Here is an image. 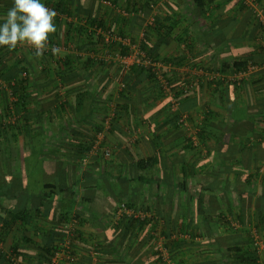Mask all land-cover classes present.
<instances>
[{
	"label": "crops",
	"instance_id": "crops-1",
	"mask_svg": "<svg viewBox=\"0 0 264 264\" xmlns=\"http://www.w3.org/2000/svg\"><path fill=\"white\" fill-rule=\"evenodd\" d=\"M154 1L115 23L127 2L146 0H41L56 12L48 39L68 49L25 59L27 104L16 117L0 107V188L31 195L28 211L42 207L46 184L62 188L55 208L76 231L73 264H167L165 253L173 264H264V68L240 85L234 78L264 64V24L237 0ZM255 1L264 19V0ZM11 5L0 0V21ZM94 18L139 49L157 18L145 47L159 75L115 60L132 50L90 36ZM28 47H0V81L19 76L16 54ZM173 98L201 134L198 147ZM100 132L109 157L89 151ZM31 216L2 248L19 243L21 264H47L44 248L66 242V228Z\"/></svg>",
	"mask_w": 264,
	"mask_h": 264
},
{
	"label": "trees",
	"instance_id": "trees-1",
	"mask_svg": "<svg viewBox=\"0 0 264 264\" xmlns=\"http://www.w3.org/2000/svg\"><path fill=\"white\" fill-rule=\"evenodd\" d=\"M214 0H196V3L198 5H203L205 2H212ZM112 4H114L115 6H117V3L114 1ZM155 4L154 0H146V4L145 6L140 5L137 6L138 3L137 2H127L126 3V8L122 9V11L126 12L127 15L129 16H125L122 13H120L118 19L115 21V23H118L120 20L121 21H128V19H139L140 15L142 14V12H144L146 9H151V5ZM239 7H241L242 9L247 8L243 3H238ZM90 27L87 28V30L89 31L91 29V34L90 36H95L97 38L98 41L104 42L105 43V39L104 36L100 35L97 33V30H95L96 28H103L104 30H109L112 33H114V31L112 29L109 28V26H107V24L105 22L99 21L97 18L92 19V21L90 22ZM157 18H154V22L152 23V25H148L145 30L146 33H144V41L141 43V50H143L147 56L149 57H153L152 53L150 52L149 49H147L145 47V45H148L149 42V37L148 34L149 32H154L155 30H157ZM150 29V31H149ZM86 30V32H87ZM90 32V31H89ZM121 36V35H120ZM122 36H125L124 34H122ZM48 41H50L51 43H53L52 40L48 39ZM132 42L134 43V41L132 40ZM110 46V45H109ZM129 50L124 49L123 54H128ZM54 54L51 53V56H53ZM24 64V61L22 59L18 60V65ZM247 64L244 63L242 65H235L233 66V70H238L239 68L245 67ZM242 66V67H240ZM139 68V70L141 72H151L150 68H145L143 66H137ZM28 69L25 66H22L21 68V72L19 74V76H12L10 77V80H7L8 83L10 82V87H11V92L14 96V99L12 102H10L9 106L6 108L7 109V113L9 114L8 117L11 115L13 116H18L19 112L21 111V109L23 108V106H25L27 104V97L24 95V91L26 88V84H27V80L26 77H23L24 73H27ZM18 77V78H17ZM176 96V95H175ZM179 108L177 109L176 112H173L174 115H176L177 117V121L179 116L182 114L179 111ZM16 121V120H15ZM190 121V119H189ZM20 121H18L19 123ZM7 127L10 128L11 130H18L17 125L16 124H7ZM1 133V132H0ZM201 134L199 133V138ZM96 141V139H95ZM95 141L93 142V144L91 145L89 151H91L93 149V146L95 144ZM190 143V142H189ZM190 145H192L190 143ZM109 157V156H108ZM145 163L144 162H139V165L137 166L138 169H144L145 167ZM14 191L18 190L19 188H16L15 185L11 186ZM10 187V188H11ZM46 188H50V192L44 196L41 200L42 203V207L40 209H33V210H29L25 209V204L26 202V198H31V195L23 192L18 196H15L16 194H19L17 192H15L16 194L10 193V191L5 192L3 191V189L0 188V261L5 262V264H15V262H17V264H21L20 262V257L19 255L21 254V249L19 247V243L15 242V246L11 247V249L9 248L8 252H6L5 250H3L2 246L3 244H5V239L7 236V230H10L11 227L17 223V222H21V224L25 225L28 224V222H30L32 219L31 216V212L38 215V217L41 218H45L47 221H52L53 219H58V221L62 224L65 225L66 229H63L61 231L62 234L65 235L66 238V242H63L61 244L60 243H55L52 247H47L44 248L45 251V255L47 256V258L45 259L47 261V264H52V259L54 258L55 253L58 252H65V257L62 260V264H73L72 259L73 258V250H74V235L76 233L75 229H69L67 226L71 223V218L69 215V212L67 211H58V209L55 208V206H57V200L55 201V197L57 195H59L61 192H63V190H61L62 188H59L55 185H49L46 184ZM54 197L53 200H51ZM4 200H16L17 204L13 207H5L3 206V202ZM28 200V199H27ZM80 215L79 214H75V216L73 217V220H77L80 221ZM129 224H133L135 222V220L129 219L128 220ZM81 222L78 223V226L80 225ZM10 228V229H9ZM70 235H72V237H70ZM78 238H81L80 235H78ZM63 245V247H62ZM65 245V247H64ZM20 262V263H19Z\"/></svg>",
	"mask_w": 264,
	"mask_h": 264
},
{
	"label": "built area",
	"instance_id": "built-area-1",
	"mask_svg": "<svg viewBox=\"0 0 264 264\" xmlns=\"http://www.w3.org/2000/svg\"><path fill=\"white\" fill-rule=\"evenodd\" d=\"M237 1L239 3H243L248 9H252L253 10L252 12L256 16V18L264 24L263 17L261 16L260 12H258L257 9L255 8V6H256L255 0H237ZM120 13H122L125 16H129L124 11H120ZM95 30H97L98 34L104 36L105 43H108V44L120 43L124 46L131 48L132 54H131L130 58L129 57H122L119 54L115 55V58H116L115 60L119 61V63H121V65H123L125 67H131L134 65L143 66L145 68H150L152 72L159 75V73H157L156 70L154 69L155 64H154V61L151 59V57L147 56L146 53L144 51H142L141 49L137 48L136 45H133L131 42V39H129V38L126 39V38L120 37V36L112 33L109 30H104L103 28H96ZM62 49L65 50V49H68V47H62ZM62 49L59 48L57 45L51 43L50 41H47L46 47L43 51V54L53 53L54 55H57V52L62 50ZM260 68H264V64L262 66H260L258 64L250 63L249 65H247V68L245 70H243L242 72H240L238 74V75H240V77L238 79H236V77H234L236 80V83L238 85H240L241 78H244L246 76V74L253 72V71H256V70H259ZM26 75H27L26 73L23 74L24 77ZM159 77H160L162 85L166 89L167 88L166 87L167 82L165 80H163L161 76H159ZM120 89L121 90L126 89V84H124V83L120 84ZM9 95H12L11 90H10ZM171 109L174 112H176L178 109V102L174 98L171 101ZM177 122H178V125L180 126V128L183 129L184 132L186 133V137L189 140V142L192 144V146L198 147L200 144V138H199L198 130L195 129L194 127H192L191 122L189 121V117L186 114H181L179 116ZM99 150H101L102 154L105 157H108L111 155L110 149L104 145V133L103 132H100L97 134L96 141H95V144L93 146L92 152L98 153ZM64 257H65V252L55 253L54 258L52 259V264H62L61 262H62ZM164 261L167 264H173V262L171 261V259H169L168 255L166 253L164 254Z\"/></svg>",
	"mask_w": 264,
	"mask_h": 264
},
{
	"label": "clouds",
	"instance_id": "clouds-1",
	"mask_svg": "<svg viewBox=\"0 0 264 264\" xmlns=\"http://www.w3.org/2000/svg\"><path fill=\"white\" fill-rule=\"evenodd\" d=\"M55 16V10L41 0H12L0 21V47L15 49L18 45H28L36 56L42 55L49 35L56 31Z\"/></svg>",
	"mask_w": 264,
	"mask_h": 264
},
{
	"label": "rangeland",
	"instance_id": "rangeland-1",
	"mask_svg": "<svg viewBox=\"0 0 264 264\" xmlns=\"http://www.w3.org/2000/svg\"><path fill=\"white\" fill-rule=\"evenodd\" d=\"M28 48L29 49H26V50L21 49L22 51H20L19 53L16 54V57H18L17 60L22 59L23 61H25V59H27V58H32L31 56H36L34 49L30 48V47H28ZM29 55H30V57H29ZM33 58H35V57H33ZM9 85H10V82L8 83L7 80L6 81L5 80L0 81V107L1 108L8 107L10 102H12V100L14 99L13 94L9 95L10 90H11V87ZM126 88H127V84H126Z\"/></svg>",
	"mask_w": 264,
	"mask_h": 264
}]
</instances>
